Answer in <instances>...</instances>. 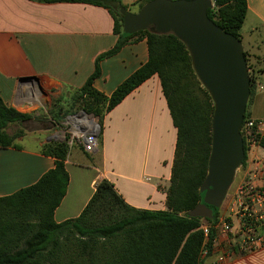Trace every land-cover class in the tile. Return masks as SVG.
Instances as JSON below:
<instances>
[{
  "label": "crops",
  "instance_id": "1",
  "mask_svg": "<svg viewBox=\"0 0 264 264\" xmlns=\"http://www.w3.org/2000/svg\"><path fill=\"white\" fill-rule=\"evenodd\" d=\"M137 1L130 6L137 9ZM246 4L240 41L244 40L243 52L259 71L247 110L250 119L263 123L264 132V0H246ZM116 42L113 20L101 7L0 0V98L7 107L32 115L29 121L51 120L48 114L53 101L63 104L81 88L93 73L96 58ZM147 59L145 38L127 43L99 62L100 75L93 88L109 97ZM13 126L21 134L14 140L15 146L0 148V198L33 186L54 168V159L42 153L53 131L26 132ZM9 127L6 133L15 134ZM176 135L159 78L154 75L107 113L96 152L89 155L78 146L69 149L65 160L69 182L54 211V221L77 218L101 180L112 183L133 208L164 211ZM245 156L233 179L238 185L248 176L255 177L254 161L264 152L253 149ZM254 179L259 184V175ZM228 198L227 194L218 208L217 223L227 219L238 232V217L233 212L222 216L232 211ZM240 237V233L226 235L220 228L215 230L211 250L201 254L202 264H264V246L242 251Z\"/></svg>",
  "mask_w": 264,
  "mask_h": 264
},
{
  "label": "trees",
  "instance_id": "2",
  "mask_svg": "<svg viewBox=\"0 0 264 264\" xmlns=\"http://www.w3.org/2000/svg\"><path fill=\"white\" fill-rule=\"evenodd\" d=\"M39 3H81L101 7L113 20L116 44L95 60L94 71L83 86L64 101H53L49 117L53 124L78 111L103 120L115 106L143 82L156 75L176 129V143L164 211L140 210L129 206L112 183L101 180L74 219L56 223L55 209L65 196L69 176L65 160L66 142L43 144L42 153L54 159V168L39 181L12 196L0 198V264H202L203 250H211L219 209L210 207L207 219L188 213L202 202L199 189L207 175L211 148L213 103L197 80L186 46L172 33L157 34L146 29L125 34L121 0H30ZM151 0H139L138 10ZM206 15L215 25L239 41L247 13L246 0H212ZM145 38L148 59L109 96L93 88L99 77V62L129 42ZM244 57L247 63L246 54ZM247 64L250 95L243 123L250 119L248 105L256 88L259 71ZM32 118L7 107L0 98V148L14 145L21 134L6 129ZM244 164L246 147L244 140ZM209 228L205 242L200 227Z\"/></svg>",
  "mask_w": 264,
  "mask_h": 264
},
{
  "label": "water",
  "instance_id": "3",
  "mask_svg": "<svg viewBox=\"0 0 264 264\" xmlns=\"http://www.w3.org/2000/svg\"><path fill=\"white\" fill-rule=\"evenodd\" d=\"M212 0H151L137 12L120 8L125 34L151 28L174 34L187 48L193 72L213 103L207 175L202 202L188 215L207 219L218 209L244 158L240 128L250 95L241 41L211 22Z\"/></svg>",
  "mask_w": 264,
  "mask_h": 264
},
{
  "label": "built area",
  "instance_id": "4",
  "mask_svg": "<svg viewBox=\"0 0 264 264\" xmlns=\"http://www.w3.org/2000/svg\"><path fill=\"white\" fill-rule=\"evenodd\" d=\"M54 126L53 134L47 138V142L65 141L69 149L78 146L89 155L98 150L101 126L93 115L78 111L65 116L59 125L55 124ZM262 126L263 123L252 119H248L241 125L240 134L245 143L246 153L253 149L264 152ZM255 160V177L259 175V184L254 182V176H248L238 185L230 198L231 212H234L240 223L239 231L234 230L227 219L220 220L214 226L215 230L220 228L226 235L240 233L238 247L242 251H253L264 246V156H259ZM200 229L206 242L209 228L202 225Z\"/></svg>",
  "mask_w": 264,
  "mask_h": 264
},
{
  "label": "rangeland",
  "instance_id": "5",
  "mask_svg": "<svg viewBox=\"0 0 264 264\" xmlns=\"http://www.w3.org/2000/svg\"><path fill=\"white\" fill-rule=\"evenodd\" d=\"M132 1L133 0H122V2L123 3H125V5L127 4L128 6H127V8H128V10H129V12H130V10L132 11V12H136L137 11V9L136 8H133L132 6H130L131 4H132ZM150 29V31H152V29L151 28H149ZM153 32V31H152ZM240 33V32H239ZM240 37H241V35H240ZM241 45H242V48H243V50H246L245 49V43H244V40L243 41H241ZM245 54H246V59H247V63H246V65L248 64V65H250V66H253V63H252V59L250 58V55L248 54V53H246L245 52ZM252 69H254L253 67H252ZM57 125H59V124H57ZM20 128H21V130H25L26 132H29V131H32V130H35V131H40V130H45V129H50V131H53L54 129H55V126H54V124L51 122V120H46V121H44V120H39V121H25V122H23V123H21L20 125H18ZM57 129V128H56ZM17 130V126H10L9 127V132H11V133H13V132H15ZM20 131V130H19ZM16 133V132H15ZM51 134H53V133H50V135ZM238 188V184H237V181H233V183H232V185H231V187L229 188V191H228V193L227 194H229V198H228V200H227V202L229 203L230 202V198H231V194L236 190ZM228 203H226L225 204V207H227V205H228ZM223 211V210H222ZM233 214H234V212H233ZM229 215H232V212H230V210L228 211L227 210V212H225L222 216L224 217V218H226V217H229Z\"/></svg>",
  "mask_w": 264,
  "mask_h": 264
}]
</instances>
